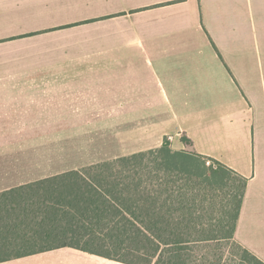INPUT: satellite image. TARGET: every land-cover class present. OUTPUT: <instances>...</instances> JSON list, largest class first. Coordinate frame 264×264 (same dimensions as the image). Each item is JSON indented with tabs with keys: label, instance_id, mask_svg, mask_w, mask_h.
Masks as SVG:
<instances>
[{
	"label": "crops",
	"instance_id": "obj_1",
	"mask_svg": "<svg viewBox=\"0 0 264 264\" xmlns=\"http://www.w3.org/2000/svg\"><path fill=\"white\" fill-rule=\"evenodd\" d=\"M257 26L264 44V0H0V200L62 171L63 124L157 121L248 178L236 238L264 260ZM82 252L0 264H129Z\"/></svg>",
	"mask_w": 264,
	"mask_h": 264
},
{
	"label": "trees",
	"instance_id": "obj_2",
	"mask_svg": "<svg viewBox=\"0 0 264 264\" xmlns=\"http://www.w3.org/2000/svg\"><path fill=\"white\" fill-rule=\"evenodd\" d=\"M247 183L168 139L86 163L62 156L60 173L0 200V262L67 245L129 264H264L236 238Z\"/></svg>",
	"mask_w": 264,
	"mask_h": 264
},
{
	"label": "rangeland",
	"instance_id": "obj_3",
	"mask_svg": "<svg viewBox=\"0 0 264 264\" xmlns=\"http://www.w3.org/2000/svg\"><path fill=\"white\" fill-rule=\"evenodd\" d=\"M253 49L255 54L253 78L246 94L253 104L254 120L260 132V127L264 126V72L262 70L264 44L262 28L258 26L254 28ZM158 126L161 129H158ZM163 126H165L163 123H157V121L63 124V136H68L63 137L61 142L63 160L86 163L114 155L130 154L158 147L161 145L159 142L163 143L165 139H168L172 147L176 149L177 140L168 138L172 135V131L167 132L169 135L164 134L167 125L165 128Z\"/></svg>",
	"mask_w": 264,
	"mask_h": 264
},
{
	"label": "built area",
	"instance_id": "obj_4",
	"mask_svg": "<svg viewBox=\"0 0 264 264\" xmlns=\"http://www.w3.org/2000/svg\"><path fill=\"white\" fill-rule=\"evenodd\" d=\"M168 138H169L170 140H173V136H172V135H170ZM207 163L210 164V161H207Z\"/></svg>",
	"mask_w": 264,
	"mask_h": 264
}]
</instances>
